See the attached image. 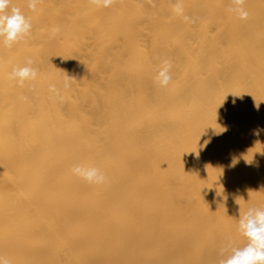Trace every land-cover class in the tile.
<instances>
[{
  "label": "bare ground",
  "instance_id": "bare-ground-1",
  "mask_svg": "<svg viewBox=\"0 0 264 264\" xmlns=\"http://www.w3.org/2000/svg\"><path fill=\"white\" fill-rule=\"evenodd\" d=\"M174 2L11 0L33 31L0 48L9 264H218L227 238L245 242L239 215L264 208V0H246L247 20L231 0H183L195 24ZM28 57L39 77L19 87L8 74ZM156 57L173 64L166 88ZM77 163L107 182L89 185Z\"/></svg>",
  "mask_w": 264,
  "mask_h": 264
},
{
  "label": "clouds",
  "instance_id": "clouds-1",
  "mask_svg": "<svg viewBox=\"0 0 264 264\" xmlns=\"http://www.w3.org/2000/svg\"><path fill=\"white\" fill-rule=\"evenodd\" d=\"M42 0H27V6L32 11L37 9ZM155 6V0H149ZM172 0H170V3ZM89 3L97 8H110L116 0H89ZM246 0H231V6L228 11L234 13L240 20H247L249 12L245 7ZM173 11L181 16L186 23L195 24L196 17H190L184 14L183 0H175L172 4ZM33 31L31 18L26 17L18 7L11 6V0H0V48L11 49L13 45L27 41ZM62 32L59 25L50 29L51 39L57 38ZM159 62L155 81L161 88H166L173 80V64L169 59L156 57ZM9 79L16 82L17 86L24 87L25 82H34L39 77V68L36 61L28 57L23 65L13 66L9 72ZM70 80L67 76L64 82V88L70 86ZM35 85H30V90H34ZM50 96L62 99L60 89L55 83L48 85ZM27 100L26 96L21 97ZM259 130H257L258 134ZM235 163V161H233ZM72 173L83 179L89 185H102L108 180L106 175L94 166H85L75 164L72 167ZM238 231L245 242L238 245L231 237L227 238L219 249L218 264H264V208L249 207L246 212L239 215ZM0 264H9V261L0 256Z\"/></svg>",
  "mask_w": 264,
  "mask_h": 264
}]
</instances>
